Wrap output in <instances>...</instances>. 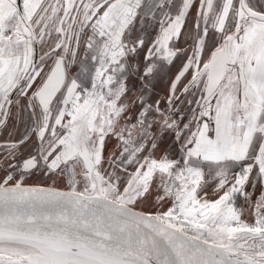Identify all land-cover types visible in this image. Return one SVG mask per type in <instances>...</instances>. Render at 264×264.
I'll return each instance as SVG.
<instances>
[{"label": "snow or ice", "instance_id": "snow-or-ice-1", "mask_svg": "<svg viewBox=\"0 0 264 264\" xmlns=\"http://www.w3.org/2000/svg\"><path fill=\"white\" fill-rule=\"evenodd\" d=\"M0 264H264V0H0Z\"/></svg>", "mask_w": 264, "mask_h": 264}]
</instances>
